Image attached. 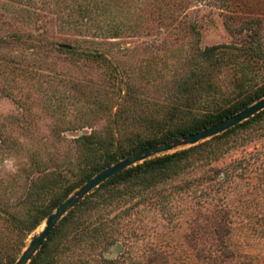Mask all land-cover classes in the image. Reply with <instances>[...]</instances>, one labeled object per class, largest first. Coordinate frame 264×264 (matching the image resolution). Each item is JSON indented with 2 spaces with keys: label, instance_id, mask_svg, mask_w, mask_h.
I'll return each mask as SVG.
<instances>
[{
  "label": "rangeland",
  "instance_id": "374dc122",
  "mask_svg": "<svg viewBox=\"0 0 264 264\" xmlns=\"http://www.w3.org/2000/svg\"><path fill=\"white\" fill-rule=\"evenodd\" d=\"M77 4L0 0V264H15L45 223L30 233L20 229L36 200L28 196L35 194L32 180L38 176L33 154L52 170L53 163L75 156L80 135L106 130L107 111L160 115L180 96L179 85L191 71L204 66L202 71L209 73L197 55L208 47H228L232 53L253 41L263 54L243 60L233 53L231 60L245 66L242 70L245 78H252L251 84L237 88V79L244 77L229 67L213 72L210 77L221 94L199 97L191 116L215 114L264 89V0H101L97 12L85 18ZM71 19L78 22L69 26ZM113 27L118 29L116 36ZM258 127L233 133L230 146L211 167H222L263 146L264 132ZM128 129L133 140L143 130ZM122 142L128 147L126 140ZM207 167H196L184 177L198 176ZM63 177L66 184L79 179L74 170ZM50 199L36 203L45 206ZM173 211L171 222L159 213L140 215L143 230L131 242H136L134 249L152 242L167 256L193 255L200 245L199 235L188 236L194 217ZM121 243L103 252L105 257L115 258L123 249ZM43 255L35 254L28 264H39ZM78 261L102 264L89 247L63 254L58 264Z\"/></svg>",
  "mask_w": 264,
  "mask_h": 264
},
{
  "label": "trees",
  "instance_id": "16d2710c",
  "mask_svg": "<svg viewBox=\"0 0 264 264\" xmlns=\"http://www.w3.org/2000/svg\"><path fill=\"white\" fill-rule=\"evenodd\" d=\"M100 1L76 0L81 17L98 10ZM77 22L71 19L67 25ZM111 30L113 36L118 34L116 27ZM227 49L212 46L198 51L209 73L202 71L204 66L191 71L179 85L180 96L167 110L160 111V115L143 111H107L106 130L92 129L89 134L80 135L75 139V156L61 164L53 163L52 170L33 154L32 163L38 169V176L32 180L35 194L28 196L36 200L20 221V229L26 233L35 230L77 188L124 157L201 131L263 98L264 89H259L215 114H204L200 118L191 116L189 111L199 97L207 94L206 97L213 99L221 94L210 77L213 72L219 73L229 67L244 77L241 81L237 79V88L251 84L252 78H245L242 70L245 66L233 62L231 57L234 53L240 54L243 60L258 59L263 54L261 45L252 41L249 45L233 48L232 53ZM129 126L143 128L136 132L137 139L129 138ZM256 126L264 132V110L207 141L153 157L111 177L57 223L36 253L43 251L44 254L39 264H58L63 254L86 247L98 253L102 264H126L127 261L131 264H264V145L222 167H211L230 146L233 133ZM122 139L129 143L128 147L123 145ZM203 166L208 169L198 176L184 177ZM71 170L79 179L66 184L64 172ZM47 196L51 199L45 206L36 203ZM173 209L186 217H194L188 236L190 239L200 236L195 253L181 258L174 254L167 256L152 242L137 246L135 250L136 242H131L141 236L143 221L140 215L159 213L171 222L175 214ZM116 210L120 212L111 215ZM118 242L123 245L120 253L115 258L105 257L104 253Z\"/></svg>",
  "mask_w": 264,
  "mask_h": 264
},
{
  "label": "water",
  "instance_id": "95a60500",
  "mask_svg": "<svg viewBox=\"0 0 264 264\" xmlns=\"http://www.w3.org/2000/svg\"><path fill=\"white\" fill-rule=\"evenodd\" d=\"M61 48L71 50L69 45H60ZM264 110V98L258 100L254 104L241 110L240 112L227 117L211 126L198 131L196 133L180 136L168 142L158 145L149 146L138 150L111 166L105 168L101 172L95 174L85 184L80 186L69 198L60 204L55 211L47 217L41 231L29 243L27 248L22 252L15 264H28L31 258L36 254L43 242L47 239L50 232L54 229L57 223L72 210L81 200L89 195L93 190L98 188L105 181L115 176L116 174L140 164L153 157L175 152L179 149L195 146L199 143L207 141L215 136H218L236 125L250 119L256 114Z\"/></svg>",
  "mask_w": 264,
  "mask_h": 264
},
{
  "label": "clouds",
  "instance_id": "9594fccd",
  "mask_svg": "<svg viewBox=\"0 0 264 264\" xmlns=\"http://www.w3.org/2000/svg\"><path fill=\"white\" fill-rule=\"evenodd\" d=\"M7 163V162H6Z\"/></svg>",
  "mask_w": 264,
  "mask_h": 264
}]
</instances>
